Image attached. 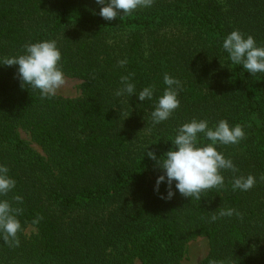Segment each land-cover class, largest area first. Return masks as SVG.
<instances>
[{
	"label": "trees",
	"instance_id": "1",
	"mask_svg": "<svg viewBox=\"0 0 264 264\" xmlns=\"http://www.w3.org/2000/svg\"><path fill=\"white\" fill-rule=\"evenodd\" d=\"M99 11L95 0H0V60L56 40L65 75L83 82L80 98H42L22 86L18 66L0 65V163L17 182L3 198L23 210L20 245L0 236V264H183L199 237L210 246L202 264H264V73L252 77L221 47L237 29L264 45V0H152L112 21ZM166 73L181 81L180 106L154 125ZM130 74L137 93L154 87L152 100L116 95ZM193 119L243 127L238 143L218 145L238 171L222 170L224 186L200 199L175 183V196L161 199L168 186L155 191L163 173L145 153L161 158ZM249 174L255 186L233 191L234 176ZM228 208L241 217L211 221Z\"/></svg>",
	"mask_w": 264,
	"mask_h": 264
},
{
	"label": "clouds",
	"instance_id": "2",
	"mask_svg": "<svg viewBox=\"0 0 264 264\" xmlns=\"http://www.w3.org/2000/svg\"><path fill=\"white\" fill-rule=\"evenodd\" d=\"M95 2L100 6L99 15L106 21H112L121 16V12L122 16L130 15L137 8L150 7L152 0H95ZM221 47L232 64L241 65L252 77L264 73V45H259L254 36L246 35L238 29L233 30L223 38ZM61 60L62 53L58 42L43 40L26 44L23 54L4 57L0 60V65L18 66L17 75L23 87L27 84L32 89L39 90L42 98H51L66 82ZM127 63V59L118 61L120 67ZM120 83L117 96H136L141 102L150 101L154 97L153 86L144 87L137 93L136 85L131 82V74L121 76ZM163 83L166 87L151 113L154 125L170 119L180 106L178 97L182 89L181 81L166 73ZM201 134L209 141L203 146H199ZM244 136L242 126H230L227 120H220L211 127L209 121L203 119H193L182 124L171 141L174 146L172 150L159 159L148 149L145 153L150 159L157 161L163 173L156 179L155 191L159 193L160 186L166 184L167 196L161 194L160 198L171 200L176 194L172 190L175 183V189L181 195L200 199L204 191L222 188L225 184L222 170H232L234 173L238 170L231 159L218 151V145L236 144ZM260 179L264 180V177ZM256 182V177L251 174L234 176L232 190L246 192L251 190ZM16 183L9 175V168L0 163V236L6 244L14 247L20 245L18 233L21 230V223L18 217L23 210L13 207V204L3 197L15 189ZM13 199L17 204L23 203V197L20 195L14 196ZM234 215L241 217V213L236 209H220L219 216L212 215L211 221ZM33 223H38V220H34Z\"/></svg>",
	"mask_w": 264,
	"mask_h": 264
},
{
	"label": "rangeland",
	"instance_id": "3",
	"mask_svg": "<svg viewBox=\"0 0 264 264\" xmlns=\"http://www.w3.org/2000/svg\"><path fill=\"white\" fill-rule=\"evenodd\" d=\"M65 79H66L65 84L60 89L57 90L56 96H60L63 98H70V99H76L82 97L83 82L79 79L72 78L66 75H65ZM19 135L23 140H25L30 144L31 148L36 153L42 156L46 155L42 150V148L36 142H34L31 135L27 131L20 128ZM25 233L27 236H32L37 233V230L34 227H29ZM209 249L210 246L207 238L199 237L192 240L187 245L183 264H202L203 260L206 258V256L209 253ZM135 264H140V262L136 261Z\"/></svg>",
	"mask_w": 264,
	"mask_h": 264
}]
</instances>
